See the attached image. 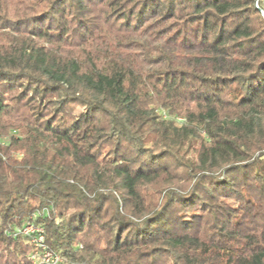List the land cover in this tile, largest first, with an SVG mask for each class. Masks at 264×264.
I'll use <instances>...</instances> for the list:
<instances>
[{
    "label": "trees",
    "instance_id": "trees-1",
    "mask_svg": "<svg viewBox=\"0 0 264 264\" xmlns=\"http://www.w3.org/2000/svg\"><path fill=\"white\" fill-rule=\"evenodd\" d=\"M260 9L0 0V264H33L26 223L60 264H264ZM151 20L145 70L126 46Z\"/></svg>",
    "mask_w": 264,
    "mask_h": 264
},
{
    "label": "rangeland",
    "instance_id": "rangeland-1",
    "mask_svg": "<svg viewBox=\"0 0 264 264\" xmlns=\"http://www.w3.org/2000/svg\"><path fill=\"white\" fill-rule=\"evenodd\" d=\"M166 26L167 24L164 22H161V21L154 22L153 20H151L149 21L147 28H145V30H143L141 34H138V36H134L133 42L130 45L126 46L127 50L130 53L129 58L133 60L139 68L146 70V69L159 67L163 64L164 59L160 57L159 49H163L164 46H169V43H168L169 41H167L168 35L165 32L163 33V30L165 29ZM172 30H174L173 27H170V33ZM172 44L173 43H171V45ZM180 58L184 59V57L182 56L176 57V59H180ZM159 113L161 117L164 116L163 115L164 113L162 112H159ZM166 118H170L178 124H180L183 121L182 117L174 118V117L169 116ZM11 133H12V130L11 131L8 130L1 134V136H4L6 138L4 141H8V138ZM35 225L39 226L40 229L43 231L42 235H43V240L45 242L44 228L41 225H38V224H35ZM33 230H34L33 228L31 227L27 228L26 226L23 232L25 233L32 232ZM45 244L47 245L46 242Z\"/></svg>",
    "mask_w": 264,
    "mask_h": 264
},
{
    "label": "built area",
    "instance_id": "built-area-1",
    "mask_svg": "<svg viewBox=\"0 0 264 264\" xmlns=\"http://www.w3.org/2000/svg\"><path fill=\"white\" fill-rule=\"evenodd\" d=\"M6 138L4 136H0V144H4ZM47 214V209H42L41 211L35 212L32 214V218H35L38 214ZM27 226L33 228L32 232H23L24 228ZM39 226H36L32 223H27L22 225L20 228H16L15 233H19L24 235L27 238V241L31 243L32 252L28 256L33 264H60L63 261V257L60 253L52 251L45 244L43 240V231Z\"/></svg>",
    "mask_w": 264,
    "mask_h": 264
},
{
    "label": "water",
    "instance_id": "water-1",
    "mask_svg": "<svg viewBox=\"0 0 264 264\" xmlns=\"http://www.w3.org/2000/svg\"><path fill=\"white\" fill-rule=\"evenodd\" d=\"M261 14L264 16V11L260 9Z\"/></svg>",
    "mask_w": 264,
    "mask_h": 264
}]
</instances>
